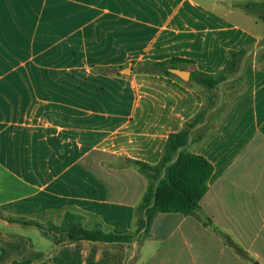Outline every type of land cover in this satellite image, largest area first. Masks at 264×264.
Returning a JSON list of instances; mask_svg holds the SVG:
<instances>
[{
	"label": "crops",
	"instance_id": "0c3cea01",
	"mask_svg": "<svg viewBox=\"0 0 264 264\" xmlns=\"http://www.w3.org/2000/svg\"><path fill=\"white\" fill-rule=\"evenodd\" d=\"M250 3L0 0V264L34 253H44L36 264H264V17ZM246 46L256 52L245 91L188 147L213 165L197 212L160 213L131 244L55 248L50 235L10 222L59 224L71 212L86 229L132 232L149 180L127 160L157 165L169 135L203 106L197 89L135 73L133 62L178 58L216 74Z\"/></svg>",
	"mask_w": 264,
	"mask_h": 264
},
{
	"label": "trees",
	"instance_id": "16d2710c",
	"mask_svg": "<svg viewBox=\"0 0 264 264\" xmlns=\"http://www.w3.org/2000/svg\"><path fill=\"white\" fill-rule=\"evenodd\" d=\"M244 9L255 14H264V2L250 3L244 6ZM255 52L256 49L253 46L230 52L226 66L216 74L190 69L191 80L189 82L182 81L169 69H188L194 65L191 61L172 58L161 62H133L135 73L173 77L197 89L203 96V106L194 117L185 122L180 131L169 135L161 160L157 165L127 160V163L138 166L149 180L145 194L136 206L135 229L132 232L107 233L101 225L86 229L83 226L84 217L71 212H67L59 224L53 222L41 224L24 218H10V222L35 227L44 234L50 235L54 240L55 248L81 240L131 244L139 234L143 233L147 236L150 233L151 225L160 213L190 215L197 212L203 197L209 190L213 165L203 156L188 151V147L190 143L203 142L214 132L226 117L234 100L245 91L244 69L253 59ZM257 53V59L261 62L260 67L264 69L262 47L257 49ZM124 68L125 66H97L92 71L102 75L123 76L120 71ZM227 89L234 90L230 99L225 98ZM261 132L264 134V124L261 126ZM86 167L89 168L88 165ZM43 257L44 253H34L26 260L13 264H36Z\"/></svg>",
	"mask_w": 264,
	"mask_h": 264
},
{
	"label": "water",
	"instance_id": "95a60500",
	"mask_svg": "<svg viewBox=\"0 0 264 264\" xmlns=\"http://www.w3.org/2000/svg\"><path fill=\"white\" fill-rule=\"evenodd\" d=\"M169 71L179 77L184 82H189L191 80V71L186 69L180 68H170ZM122 75H131L132 74V67H126L120 71Z\"/></svg>",
	"mask_w": 264,
	"mask_h": 264
},
{
	"label": "rangeland",
	"instance_id": "374dc122",
	"mask_svg": "<svg viewBox=\"0 0 264 264\" xmlns=\"http://www.w3.org/2000/svg\"><path fill=\"white\" fill-rule=\"evenodd\" d=\"M205 1H207V0H205ZM237 1H238V3H246V4L250 3V2H264V0H237ZM218 7L222 8L223 6L219 5ZM258 14H260V17H264L263 13H258ZM233 19L238 20V17L237 16H233ZM262 46L264 48V41H263V45ZM226 86H228V84ZM233 93H234L233 89H227L225 91V98L226 99H230L231 96L233 95ZM251 259H253V258H251Z\"/></svg>",
	"mask_w": 264,
	"mask_h": 264
}]
</instances>
